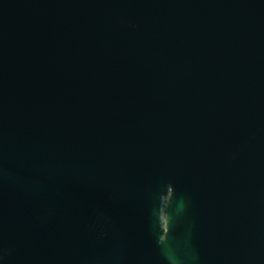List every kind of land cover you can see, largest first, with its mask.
Returning <instances> with one entry per match:
<instances>
[{"label": "water", "instance_id": "water-1", "mask_svg": "<svg viewBox=\"0 0 264 264\" xmlns=\"http://www.w3.org/2000/svg\"><path fill=\"white\" fill-rule=\"evenodd\" d=\"M0 264H264V0H0Z\"/></svg>", "mask_w": 264, "mask_h": 264}]
</instances>
